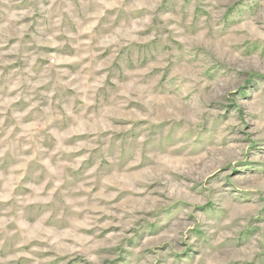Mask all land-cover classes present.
<instances>
[{"label":"rangeland","instance_id":"rangeland-1","mask_svg":"<svg viewBox=\"0 0 264 264\" xmlns=\"http://www.w3.org/2000/svg\"><path fill=\"white\" fill-rule=\"evenodd\" d=\"M0 264H264V0H0Z\"/></svg>","mask_w":264,"mask_h":264}]
</instances>
